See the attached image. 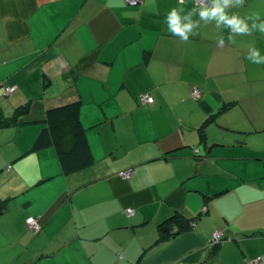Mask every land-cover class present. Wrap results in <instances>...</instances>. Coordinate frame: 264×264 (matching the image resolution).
I'll use <instances>...</instances> for the list:
<instances>
[{
    "label": "crops",
    "instance_id": "0c3cea01",
    "mask_svg": "<svg viewBox=\"0 0 264 264\" xmlns=\"http://www.w3.org/2000/svg\"><path fill=\"white\" fill-rule=\"evenodd\" d=\"M205 1L0 0V120L32 101L0 127V264H264V142H247L264 140V63L248 59L264 57V0L226 9L248 35L201 19ZM78 100L95 163L65 175L54 147L30 149L47 110ZM173 212L197 222L158 242Z\"/></svg>",
    "mask_w": 264,
    "mask_h": 264
},
{
    "label": "trees",
    "instance_id": "16d2710c",
    "mask_svg": "<svg viewBox=\"0 0 264 264\" xmlns=\"http://www.w3.org/2000/svg\"><path fill=\"white\" fill-rule=\"evenodd\" d=\"M31 103L32 101L29 100L27 103L18 106L10 118L1 119L0 127L16 122L17 117L27 114L31 109ZM230 104V102L226 103L219 111L229 108ZM81 106L82 102L78 100L48 109L44 118L45 124L30 149L31 151H36L47 147H54L58 155L62 173L65 175L87 169L95 163L88 129L81 117ZM214 114L210 115L200 128L202 140L205 139V124L215 119ZM4 204V202L1 203L0 208H3ZM197 219L198 217L190 219L179 212H173L170 217L160 221L158 225V242L167 241L186 231H190L193 229ZM213 232L209 238L210 243ZM218 243L215 246L216 248L218 247Z\"/></svg>",
    "mask_w": 264,
    "mask_h": 264
},
{
    "label": "clouds",
    "instance_id": "9594fccd",
    "mask_svg": "<svg viewBox=\"0 0 264 264\" xmlns=\"http://www.w3.org/2000/svg\"><path fill=\"white\" fill-rule=\"evenodd\" d=\"M232 3V0H211V6L205 4L200 5V17L204 20L216 19L218 24H224L232 29V33L248 35V25L237 14L229 15L226 9ZM238 3L243 4V0H238ZM257 18L259 14L256 13ZM169 31L173 35H178L182 40H187L189 35H195L192 31L194 25L182 23L180 15L175 9L168 16ZM261 31H264V24L261 25ZM232 38L230 33L229 39ZM222 46V42L218 43ZM248 59H252L254 63H264V57L259 56V50L252 52Z\"/></svg>",
    "mask_w": 264,
    "mask_h": 264
},
{
    "label": "rangeland",
    "instance_id": "374dc122",
    "mask_svg": "<svg viewBox=\"0 0 264 264\" xmlns=\"http://www.w3.org/2000/svg\"><path fill=\"white\" fill-rule=\"evenodd\" d=\"M202 1L205 2V4H207V2L205 0H202ZM141 2L142 1H140L138 4H140ZM138 4L133 5V6H138ZM245 9H247V7ZM195 88H197V87H195ZM199 92H200V95L199 96H195V95H193V90H192L191 97L194 98L195 101H199V99H201V97H202V91L200 89H199ZM99 128H100V131L102 130V134L96 141L94 139V134H92V133L90 134L91 138H92V141H93V144H94V148L96 149V153L95 154H96L98 160H100V158L103 157V155H104V147L105 146L108 145L109 148L114 146V143H112V141L114 140V136L110 135L109 132H112L110 130V128L108 126H106V125H103V127H99ZM92 130L94 131V133L95 132L98 133V130L96 128H92ZM247 142L250 143V144H252V143H261V144H263L264 140L261 139L260 137H255L252 140H247ZM230 177H231V175L228 174V178H230ZM131 209H132V211H134L133 208H131ZM34 231L36 232V229H34ZM221 239H224V234H222ZM32 248L33 247H29L28 250L30 251Z\"/></svg>",
    "mask_w": 264,
    "mask_h": 264
},
{
    "label": "built area",
    "instance_id": "2783aa9c",
    "mask_svg": "<svg viewBox=\"0 0 264 264\" xmlns=\"http://www.w3.org/2000/svg\"><path fill=\"white\" fill-rule=\"evenodd\" d=\"M140 1H143V0H127V2L131 5H136ZM198 1L201 2L200 0H198ZM14 89H15V87H13V86L6 87V93L7 94L11 93ZM193 95H195V96L200 95L198 88L193 89ZM140 100L143 103H149V102H153V97L149 94H145V95H142L140 97ZM131 172H132L131 170L124 171L123 175L126 177V176L130 175ZM127 211L131 213L132 209L128 208ZM28 224L30 225V227L32 229H36V232H39L41 230V223L35 217H31L29 219ZM222 234H224V233L221 229L215 230L212 234L211 244H216L217 242H219L221 240ZM261 261H262L261 257L258 256V257L253 258L252 260H250L248 264H261Z\"/></svg>",
    "mask_w": 264,
    "mask_h": 264
}]
</instances>
